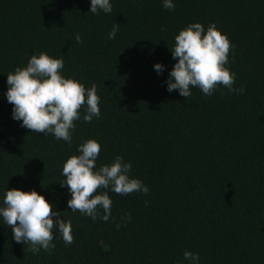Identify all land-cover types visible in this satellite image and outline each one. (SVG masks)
I'll use <instances>...</instances> for the list:
<instances>
[{
  "label": "trees",
  "instance_id": "1",
  "mask_svg": "<svg viewBox=\"0 0 264 264\" xmlns=\"http://www.w3.org/2000/svg\"><path fill=\"white\" fill-rule=\"evenodd\" d=\"M172 2L110 0V14H92L90 0H0V202L6 190L36 191L75 238L68 245L56 232L55 247L34 254L0 217V264H191L185 251L199 264H264V0ZM190 23L228 37L226 67L242 94L167 91L175 36ZM40 52L63 59L65 78L97 86L100 117L85 122L82 108L71 146L12 118L7 75ZM88 139L101 145L97 169L122 156L149 189L109 191L107 222L71 211L60 185Z\"/></svg>",
  "mask_w": 264,
  "mask_h": 264
},
{
  "label": "clouds",
  "instance_id": "2",
  "mask_svg": "<svg viewBox=\"0 0 264 264\" xmlns=\"http://www.w3.org/2000/svg\"><path fill=\"white\" fill-rule=\"evenodd\" d=\"M163 7L173 10L175 5L172 0H163ZM99 11L110 14V0H90L89 12L98 14ZM118 30L119 25L115 23L108 38L114 39ZM75 39L77 43L81 42L79 35ZM231 49L228 37L215 24H209L205 31L202 24L190 23L175 36L171 54L177 62L166 81L167 91L177 90L180 96L187 98L192 88H199L205 96H211L218 86H223L230 92L242 94L243 87H233L236 74L226 67ZM63 68L62 58L50 57L45 52L32 55L25 67H17L7 75L5 95L7 102L13 105L12 118L22 121V127L32 133L52 134L71 146L72 130L75 129L74 122L81 118L80 110H85V122L99 118L100 97L96 84L85 88L79 81L65 78ZM154 70L160 74L164 69L161 64H155ZM100 151L101 145L96 140L83 142L77 148L80 154L70 156L64 163V179L60 185L68 187L71 199L67 205L71 211L107 222L112 207L109 191L126 196L134 192L146 195L149 189L141 180L130 178L132 165L122 156L97 169ZM147 203L145 201V206ZM53 209L54 205L36 191L11 189L6 190L0 202V217L11 228L13 239L28 244L29 251L37 254L41 249L51 251L55 247L52 241L56 232L65 244L74 242L71 220L61 219V213ZM98 209H102V216ZM125 219L130 222L131 215L125 214ZM183 256L191 264H199L198 254L185 251Z\"/></svg>",
  "mask_w": 264,
  "mask_h": 264
}]
</instances>
